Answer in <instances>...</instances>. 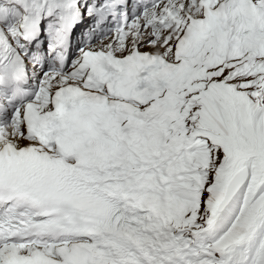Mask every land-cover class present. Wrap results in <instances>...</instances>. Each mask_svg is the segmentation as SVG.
<instances>
[{
  "label": "snow or ice",
  "instance_id": "6c2138e0",
  "mask_svg": "<svg viewBox=\"0 0 264 264\" xmlns=\"http://www.w3.org/2000/svg\"><path fill=\"white\" fill-rule=\"evenodd\" d=\"M0 264H264V0H0Z\"/></svg>",
  "mask_w": 264,
  "mask_h": 264
}]
</instances>
